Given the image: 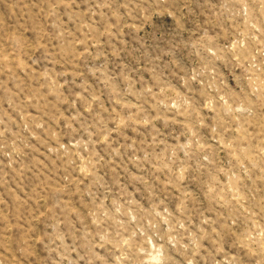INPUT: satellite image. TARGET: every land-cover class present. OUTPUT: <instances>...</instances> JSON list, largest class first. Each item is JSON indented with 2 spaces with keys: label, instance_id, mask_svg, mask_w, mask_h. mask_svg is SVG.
Here are the masks:
<instances>
[{
  "label": "rangeland",
  "instance_id": "374dc122",
  "mask_svg": "<svg viewBox=\"0 0 264 264\" xmlns=\"http://www.w3.org/2000/svg\"><path fill=\"white\" fill-rule=\"evenodd\" d=\"M0 264H264V0H0Z\"/></svg>",
  "mask_w": 264,
  "mask_h": 264
}]
</instances>
